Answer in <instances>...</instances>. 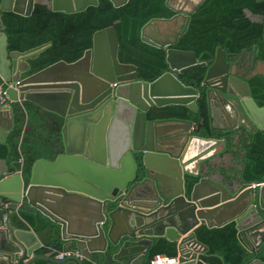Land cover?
<instances>
[{"label":"water","instance_id":"1","mask_svg":"<svg viewBox=\"0 0 264 264\" xmlns=\"http://www.w3.org/2000/svg\"><path fill=\"white\" fill-rule=\"evenodd\" d=\"M111 1L118 6L127 0ZM202 1L164 0L175 13L164 20L183 18L171 33L157 31L155 21L160 18L143 25L141 38L165 49L167 70L152 80L138 78L134 64L118 60L113 25L94 31L91 46L77 59H59L35 71L32 61L51 41L8 51L0 30V89L9 100L3 104L0 96V140L13 125L10 103L20 100L57 114L62 134L53 146V157L34 160L27 182L21 172H9L5 158H0V264H31L38 257L52 260L34 253L40 246L34 231L12 224L11 211L24 205L57 222L61 236L75 242L81 252L110 251L122 264H130L136 253L141 258L150 236L176 241L175 264H196L207 246L196 239L195 226L200 221L207 226L234 221L240 239V232L248 240L255 232L262 235L254 245L246 244L250 251L258 250L242 264H264L257 257L264 241V181L246 180L242 171L238 180L226 173L214 177L208 160L216 154L215 146L224 144L223 138L196 134L190 119L148 117L150 108L167 104H184L196 111L200 91L177 74L205 66L201 86L207 94L208 115L218 104L234 117L228 126L210 120V128L264 127V105L251 96L247 78L253 72L250 68L243 72L241 58L230 59L217 46L208 60H202L193 50L173 46ZM33 2L0 0V10L29 15ZM97 2L50 0V8L69 13ZM256 48L241 50L253 64L261 61L255 57ZM166 123L179 125L169 133ZM186 174L197 177L188 191ZM72 198L86 203L84 228L72 229L70 219L61 213ZM63 248L73 250L70 243ZM53 260L82 264L74 255Z\"/></svg>","mask_w":264,"mask_h":264},{"label":"trees","instance_id":"2","mask_svg":"<svg viewBox=\"0 0 264 264\" xmlns=\"http://www.w3.org/2000/svg\"><path fill=\"white\" fill-rule=\"evenodd\" d=\"M244 9H248L251 15H258L260 19L246 15ZM173 14L174 11L165 5L164 0H127L118 6L111 0H98L95 5L69 13L53 11L44 4L35 3L29 15L0 10V29L6 35L8 51L25 50L51 41V45L32 61L31 71H35L59 59H77L91 46L94 31L113 25L118 40V60L134 64L138 78L152 80L167 70L165 49L144 41L140 32L148 20L166 19ZM254 45H257L255 57L264 62V0H203L190 14L186 29L173 46L193 50L197 57L208 60L217 46L222 47L228 57L237 58L242 49L252 50ZM205 70V66H199L177 74L182 82L200 91L195 100L196 111L184 104H167L150 108L148 117L192 120L196 134H215L224 139L222 152L240 158L242 175L246 180L264 181V127L257 130L245 126L231 130L210 128L207 94L201 86ZM247 82L256 103L264 105V73L249 75ZM10 104L13 125L6 137L0 140V157H6L10 172L20 169L27 182L35 159L54 156L53 146L59 137L60 120L54 119L50 127L45 129L46 117L29 107L28 102L15 101ZM36 112L40 116L37 123L42 124L38 128L44 126V129L38 131L35 128L30 132L27 127L31 124L33 128V123L29 124V120ZM32 136L40 138V142L33 141ZM185 177L188 191L197 177L189 174ZM10 218L14 226L26 228L29 225L38 233L44 243L36 250L37 254L50 253L55 257V251L58 252L62 244L57 222L25 205L16 211L12 210ZM194 232L196 239L207 246V250L200 253L196 264H242L252 255L246 243L239 238L234 221L220 226L200 223L195 226ZM156 253L175 256L176 241L163 236L155 237L147 245L138 264H149ZM257 257L264 263V245ZM109 259H113L110 251L83 252L81 262L119 264ZM31 264L64 263L38 257Z\"/></svg>","mask_w":264,"mask_h":264},{"label":"crops","instance_id":"3","mask_svg":"<svg viewBox=\"0 0 264 264\" xmlns=\"http://www.w3.org/2000/svg\"><path fill=\"white\" fill-rule=\"evenodd\" d=\"M35 3L44 4V5H46V6H48L50 8V0H34L33 6H34ZM245 13H246V15H248V16L254 18V19H260V17L258 15H251L250 12L248 13L246 11H245ZM67 62H69V61H67ZM252 72H253L252 74H254L255 72L264 73V62L257 61L254 64V66L252 67ZM18 102L21 103V102H24V100H20ZM25 102L29 103V107L34 108L35 110L38 111V113L40 112V113H42L44 115V117H46V121H45V125H44L45 129H48L50 127V125L53 123L54 119L60 120L59 117L57 116V114H55L54 112H51V111H49L47 109H44V108H42V107H40V106H38V105H36V104H34L32 102H29V101H25ZM38 113L37 112L33 113V116H31V119L29 120V124L33 123V128L31 126V124H30L29 127H27V130L29 129L30 132H32V129L38 128V127H40L42 125L41 123L39 125L37 123V122L40 121V116L38 115ZM210 120H212L213 123L215 125H217V126H223V125H227L228 126L230 123H232V121L234 120V117H233V115H230L227 111H225L223 107H220L218 104H214L212 114L209 116V121ZM36 125H37V127H36ZM166 125H167V129L166 130L169 133H172L174 131V128H175L174 125H179V124L166 123ZM44 126L42 128H38V131L40 129H44ZM235 128H238V127H235ZM58 134H59V137L57 139V142H60L61 138H62V134H61V129L60 128H59V133ZM71 134H72V132L70 131V135ZM32 140L33 141H37L38 143L40 142V138H38V137H33L32 136ZM223 148H224V144H222V143L217 144L215 146V149L217 151L216 154L214 156H212L211 158H209V160H208V165L211 166L212 175L214 177L218 178V177H221V176L226 175V174L229 173L228 175H231L236 180H238L240 172L242 171L241 170L242 166H241L240 158L236 157V156H233L229 152H224L223 153L222 152ZM0 158H5V164H6L7 168H8V170H9V165L7 163L6 157H0ZM47 158H49V157H47ZM0 167L3 168V163L1 161H0ZM19 170L20 169H16L13 172H21ZM224 171H227L226 174H224ZM4 174H7V173H3V175ZM260 182H263V181H260ZM61 209H62L61 213L64 214L65 216H67L70 219L71 228L72 229H81L82 227L84 228V226H83V224H81V222H82V219H83V217L85 215V212H86V203L83 200L72 198V199L69 200V202H66L65 205ZM200 223H202V221H200ZM26 228L27 229H31L32 231L35 232L36 236L40 240V246H41L44 243V241L40 238L38 233L29 225ZM260 229H262V228H260ZM240 236H241L242 240L246 244L249 243V246L250 245H254L255 243L259 242L261 237H262V235H261V233L259 231L255 232L254 236H251L250 240H248V238L246 237V234L244 232H240ZM155 237H159V236H150V238H152V240ZM60 239L62 241V244H61L60 250H58V252L59 251H64L63 247H65L66 243H70V247L73 250L74 249L76 250L78 248V246L75 244V242L70 241L68 239H64L61 236V232H60ZM97 245H98L97 243L93 244L94 247H96ZM263 245H264V241L261 242L260 247H262ZM36 250H34V253H36ZM257 250L258 249L254 250V251H250V250L249 251L251 252L252 255H254ZM52 251L53 250H51V252ZM56 253H57V251H55V254ZM92 253H99V252L98 251H94ZM177 253H178V251H177ZM46 255L51 257L52 260L56 259V257H52L50 253H46ZM252 255H251V257H252ZM138 257H139V259H141L140 255L138 253H136L135 254V258H133L131 260L130 264H138V261H137ZM251 257L249 259H251ZM109 260L113 261L115 263L122 264L121 262L115 260L114 258L113 259H109ZM53 261H55V260H53Z\"/></svg>","mask_w":264,"mask_h":264},{"label":"built area","instance_id":"4","mask_svg":"<svg viewBox=\"0 0 264 264\" xmlns=\"http://www.w3.org/2000/svg\"><path fill=\"white\" fill-rule=\"evenodd\" d=\"M0 96L3 104L9 103L7 94L5 93L4 88L0 89ZM21 161V159H19ZM195 248H198V245H194ZM74 255L78 258L83 257V253L78 249L70 250V251H59L56 253V258H63L65 256ZM178 253L175 256H168L162 253H156L150 260L149 264H175L177 262Z\"/></svg>","mask_w":264,"mask_h":264},{"label":"flooded vegetation","instance_id":"5","mask_svg":"<svg viewBox=\"0 0 264 264\" xmlns=\"http://www.w3.org/2000/svg\"><path fill=\"white\" fill-rule=\"evenodd\" d=\"M175 14V13H174ZM173 14V15H174ZM180 19V22H179V24H176V22H177V19ZM172 20V26L170 27V28H166V27H163L161 30L159 29V27H158V25H157V22L158 21H168V20H162V19H159V20H156L155 21V23H156V26H157V31L158 32H161V31H165V32H172V30L173 29H175V28H177V27H179L180 25H181V23L183 22V18H182V16H180V15H178L177 17H175V18H173V19H171ZM228 57V56H227ZM228 58H230V59H237V58H241L242 59V69H243V72H248V69L250 68V70H252V67L254 66V64L256 63V62H254V64H253V62H252V59H251V56L250 55H245V54H239L238 56H237V58H232V57H228ZM249 70V71H250Z\"/></svg>","mask_w":264,"mask_h":264},{"label":"rangeland","instance_id":"6","mask_svg":"<svg viewBox=\"0 0 264 264\" xmlns=\"http://www.w3.org/2000/svg\"><path fill=\"white\" fill-rule=\"evenodd\" d=\"M179 22H180V19L178 18L176 24H179ZM172 23H173L172 20L158 21L157 25H158L159 29L161 30L163 27L170 28L172 26Z\"/></svg>","mask_w":264,"mask_h":264}]
</instances>
